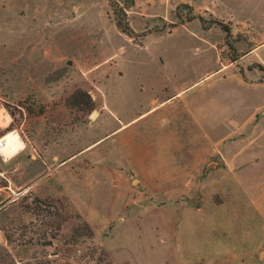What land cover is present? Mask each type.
<instances>
[{
	"label": "rangeland",
	"instance_id": "1",
	"mask_svg": "<svg viewBox=\"0 0 264 264\" xmlns=\"http://www.w3.org/2000/svg\"><path fill=\"white\" fill-rule=\"evenodd\" d=\"M263 43L264 0H0V264H264Z\"/></svg>",
	"mask_w": 264,
	"mask_h": 264
},
{
	"label": "trees",
	"instance_id": "2",
	"mask_svg": "<svg viewBox=\"0 0 264 264\" xmlns=\"http://www.w3.org/2000/svg\"><path fill=\"white\" fill-rule=\"evenodd\" d=\"M115 14H116V24L118 28L129 36H136L137 32L130 24L125 8L122 6L115 8ZM200 20L202 27L205 30H208L213 25H219L226 32L227 38H229L230 35L232 34L231 27L226 25L223 21L219 20L218 18H214L211 22H206L205 19L202 16H200ZM232 61H235V59H233ZM260 70H264V67L261 66ZM67 102L71 106H77V107L85 106L86 109L88 110H94L96 106V102L93 99L92 95L87 90H83V89L76 90L73 93V95L67 100ZM35 200L39 203L46 202L45 200H42L39 197H36ZM77 217H78L77 228H79L80 231L86 229L87 232H82V234L90 240L93 239L94 230L89 224V222L83 219L82 215L79 212L77 213ZM96 249L100 250V254L102 255L103 261H106L107 264H112L108 252L105 249L99 246L96 247Z\"/></svg>",
	"mask_w": 264,
	"mask_h": 264
},
{
	"label": "crops",
	"instance_id": "3",
	"mask_svg": "<svg viewBox=\"0 0 264 264\" xmlns=\"http://www.w3.org/2000/svg\"><path fill=\"white\" fill-rule=\"evenodd\" d=\"M264 44V43H263ZM262 46V45H261ZM260 46V47H261ZM259 49H261V48H259ZM253 53H258V51L256 50V49H254L253 51H250L249 52V55L248 56H251ZM262 60H264V59H262ZM260 63H262L261 65L264 67V61H260ZM254 71V70H253ZM252 72V71H251ZM260 72L261 73H263L264 72V70H260ZM250 73V72H249ZM240 74H241V76L246 80V78H247V76H248V74L246 75V77H245V75H244V72L243 71H241L240 72ZM259 83V82H258ZM260 108H261V110H263L264 111V102L260 105ZM108 110H106L107 112H109V113H113L114 114V118H109V117H107V122L110 124V125H117L118 124V129L119 130H121L122 131V129H123V127H127V125H128V123L130 122V120L129 121H126V122H123L122 123V116H121V113L120 112H116L115 110H111V108H107ZM261 110H259V111H261ZM258 115H259V112L257 113ZM257 114H256V116H257ZM118 129H116V130H118ZM117 132V131H116ZM164 160H166V159H164ZM179 161H181V160H178V159H175L174 157H172L171 159H168V160H166L165 162L168 164V162H170L171 164H173L174 166H177L176 168H174L175 169V171H179ZM164 163V162H163ZM160 165H162L161 163H160ZM186 170V169H185ZM170 176H172V175H170ZM162 180V179H161ZM163 181H165V179H163Z\"/></svg>",
	"mask_w": 264,
	"mask_h": 264
},
{
	"label": "built area",
	"instance_id": "4",
	"mask_svg": "<svg viewBox=\"0 0 264 264\" xmlns=\"http://www.w3.org/2000/svg\"><path fill=\"white\" fill-rule=\"evenodd\" d=\"M3 140L2 139H0V150H1V147L3 146V142H2Z\"/></svg>",
	"mask_w": 264,
	"mask_h": 264
}]
</instances>
